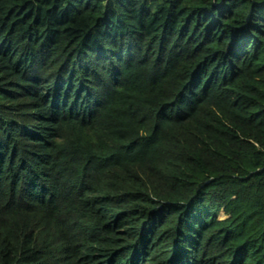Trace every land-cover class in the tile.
<instances>
[{
	"label": "trees",
	"instance_id": "trees-1",
	"mask_svg": "<svg viewBox=\"0 0 264 264\" xmlns=\"http://www.w3.org/2000/svg\"><path fill=\"white\" fill-rule=\"evenodd\" d=\"M0 264H264V0H0Z\"/></svg>",
	"mask_w": 264,
	"mask_h": 264
}]
</instances>
